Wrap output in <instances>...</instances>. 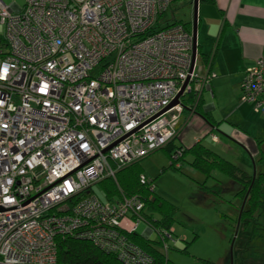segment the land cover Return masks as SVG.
<instances>
[{
  "label": "built area",
  "instance_id": "2783aa9c",
  "mask_svg": "<svg viewBox=\"0 0 264 264\" xmlns=\"http://www.w3.org/2000/svg\"><path fill=\"white\" fill-rule=\"evenodd\" d=\"M178 1L0 0V264H60V238L153 264L135 237L141 222L144 238L161 231L117 176L176 139L210 87L193 28L161 23ZM241 102L264 114V52ZM106 180L117 190L102 200L94 188Z\"/></svg>",
  "mask_w": 264,
  "mask_h": 264
},
{
  "label": "crops",
  "instance_id": "0c3cea01",
  "mask_svg": "<svg viewBox=\"0 0 264 264\" xmlns=\"http://www.w3.org/2000/svg\"><path fill=\"white\" fill-rule=\"evenodd\" d=\"M198 12L200 59L210 62L213 75L205 90L210 100L205 92L202 97L210 121L186 109L176 143L186 151L201 144L224 159L223 153L235 154L240 160L230 162H243L238 167L251 174L256 165L264 167V114L241 102L242 83L245 70L264 52V0H199ZM189 157L184 165L191 169Z\"/></svg>",
  "mask_w": 264,
  "mask_h": 264
},
{
  "label": "rangeland",
  "instance_id": "374dc122",
  "mask_svg": "<svg viewBox=\"0 0 264 264\" xmlns=\"http://www.w3.org/2000/svg\"><path fill=\"white\" fill-rule=\"evenodd\" d=\"M4 1L10 4L13 0ZM16 1L24 5L23 0ZM194 15L192 0H180L167 11L161 23L177 20L193 28ZM205 96L210 100L209 92H205ZM209 142L208 140L206 145ZM223 157L229 161L231 157L240 160L235 154L223 153ZM188 161H191L190 157ZM171 162L170 155L162 149L140 163L142 173L149 179L156 180V194L167 204L166 210L173 207L172 238L168 239L163 230H160L161 235L154 232L148 238L154 242L161 240L162 248L167 247V257L175 264H223L227 261L233 264L240 263L239 259L242 257L247 258L245 264H264V248L260 243L254 244L264 240L260 234L264 231V212L249 226L244 222L237 223L232 209L239 200L236 197L235 181L218 171L213 172V177L206 179L201 172L194 171L189 166L184 165L181 171L171 169ZM242 165L244 163L240 162L237 166ZM259 170L264 172V167L256 165L255 172ZM250 171L251 174L254 173V169ZM205 182L207 187H213L221 195L209 194L210 197L207 198L201 190ZM102 188L96 186L94 192L105 200V191ZM223 214L228 218H223ZM125 224L126 227H131L130 223ZM147 229L148 225L141 222L137 229L138 234L143 236ZM167 232L171 234V230ZM184 248H187L186 251L181 250Z\"/></svg>",
  "mask_w": 264,
  "mask_h": 264
},
{
  "label": "trees",
  "instance_id": "16d2710c",
  "mask_svg": "<svg viewBox=\"0 0 264 264\" xmlns=\"http://www.w3.org/2000/svg\"><path fill=\"white\" fill-rule=\"evenodd\" d=\"M178 22L182 23L187 28H191L189 24H185L183 21ZM193 98L194 97L192 96L190 102H194ZM202 101L203 99L199 101L195 112L200 114V116H202L206 121H210L208 116L203 113ZM163 150H165L172 158V162L169 165V168L171 169L180 171L183 169V167L176 168L173 161V157L176 152L178 150H183V157L181 158L182 166L185 164L187 156H191V167L194 170L201 172L206 177V179L211 178L213 172L218 171L235 181L237 185L236 197L239 200L236 204H234V207L232 208L234 213H232L237 223L244 222L246 226H249L254 219L257 220V218L263 214V170L255 172V176L254 174H249L234 163L206 149L201 144H198L190 151H186L183 147L176 143V139H174L170 141ZM141 161L136 162L119 172L117 176L119 185L127 194L140 195L141 198L146 201V207L143 213L146 217L145 220L153 227L154 230L170 231L173 227V207L170 208L171 210L169 209L170 211L166 210L167 204L157 196V188L152 191L149 184L141 183L140 177L141 175H144L140 168ZM163 172H165V168L163 169ZM150 181L156 184L155 179H150ZM101 187L107 188V191L112 193H115L117 190V185L113 180L104 181L101 184ZM201 188L202 192L204 191L206 197H210L209 194L213 195L218 193V195H221L220 191H214L213 187H207L206 182L201 186ZM241 198H243V200ZM147 211L152 213H148ZM222 217L228 218L224 214ZM260 234L261 238L264 237V231ZM135 240L137 241L138 245L153 258V264H175L167 257V252H165V250L162 248L163 242L161 240L154 242L149 238H144L140 235L135 237ZM256 243H260V245L264 248V240L262 242H255L254 244ZM58 246V259L60 264H122L114 255L101 252L99 249L87 242L76 241L70 238H60ZM186 249L187 248L181 250L186 251ZM257 257H259V255L256 256V258ZM246 259L247 258L244 259L242 257L239 259L240 263L237 262L233 264H245ZM223 264L232 263L227 261Z\"/></svg>",
  "mask_w": 264,
  "mask_h": 264
},
{
  "label": "water",
  "instance_id": "95a60500",
  "mask_svg": "<svg viewBox=\"0 0 264 264\" xmlns=\"http://www.w3.org/2000/svg\"><path fill=\"white\" fill-rule=\"evenodd\" d=\"M192 4L194 6V12H195L194 25H193V34H194L195 40H197V33H198V4H199V0H193ZM183 90L177 96L175 101L170 105L169 109L172 108V107L177 106L178 104H180V102H181L180 99L183 96ZM254 176H255V171H254ZM146 238H148V237H146Z\"/></svg>",
  "mask_w": 264,
  "mask_h": 264
},
{
  "label": "clouds",
  "instance_id": "9594fccd",
  "mask_svg": "<svg viewBox=\"0 0 264 264\" xmlns=\"http://www.w3.org/2000/svg\"><path fill=\"white\" fill-rule=\"evenodd\" d=\"M7 71V69H5V72ZM0 78H2V77H0Z\"/></svg>",
  "mask_w": 264,
  "mask_h": 264
}]
</instances>
